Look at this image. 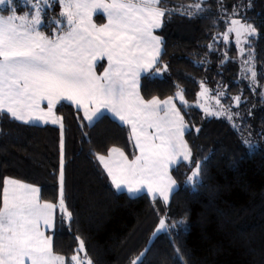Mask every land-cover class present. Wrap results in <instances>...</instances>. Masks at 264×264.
Wrapping results in <instances>:
<instances>
[{
  "label": "trees",
  "instance_id": "trees-1",
  "mask_svg": "<svg viewBox=\"0 0 264 264\" xmlns=\"http://www.w3.org/2000/svg\"><path fill=\"white\" fill-rule=\"evenodd\" d=\"M195 2L168 0L167 6ZM236 5L238 15L233 16ZM13 6L18 14L28 10L17 0ZM9 7H1V12L9 14ZM202 7L204 12L195 17L175 14L164 19L159 30L163 40L157 67L166 65L167 70L164 75H142L141 94L145 99L168 98L175 96L179 85L185 100L193 103L201 82L226 88L227 100L241 97L242 115L249 110V102L253 103L262 147L251 149L244 143V127L239 131L224 119L180 104L190 126L185 137L192 157L191 162L171 169L177 188L164 204L159 198L153 201L147 193L131 196L118 192L96 159L97 153L106 155L113 146L130 158L136 154L126 125L121 126L108 114L90 124L74 105L60 103L57 113L64 123V201L72 219L66 223L56 211L52 232L55 254L66 258L75 254L79 237L93 264H130L141 252L140 264H264V99L260 97L264 91V0H204ZM60 10L56 4L48 16H58ZM233 18L257 29L244 44V51L254 49L256 91L242 73L240 59L244 55L235 34L229 35L228 42L223 40ZM60 139L59 126L26 125L7 115L0 118V206L6 177L38 186L41 201L59 202ZM197 161L201 175L193 190L187 177ZM162 217L167 218L168 225L179 226L151 239Z\"/></svg>",
  "mask_w": 264,
  "mask_h": 264
},
{
  "label": "snow or ice",
  "instance_id": "snow-or-ice-1",
  "mask_svg": "<svg viewBox=\"0 0 264 264\" xmlns=\"http://www.w3.org/2000/svg\"><path fill=\"white\" fill-rule=\"evenodd\" d=\"M28 10L17 14L14 0H0V5H10L8 15L0 14V118L7 115L26 125L43 122L59 124L60 164L59 202H41L40 189L13 178H4L2 206H0V264H93L85 253L84 241L70 257L55 254L51 236L45 233L55 226L54 213L59 208L61 220L72 219L64 201L65 161L64 123L57 116L56 105L69 101L83 111V119L90 124L108 112L121 126H130L129 140L139 154L130 160L118 147H111L107 155L97 153L112 185L118 192L125 189L130 195L146 192L153 201L159 198L167 204L176 187L169 174L171 166L181 160L191 162L192 151L184 139L188 125L181 109L169 96L145 99L140 94L141 73H149L158 63L162 39L154 34L164 19L175 14L195 17L202 12L204 0L190 5L168 7V0H24ZM56 4L58 16L49 17L48 11ZM239 6H233V16ZM102 13L107 22L98 26L94 14ZM41 29H51L50 32ZM257 29L242 19L229 22L223 40L235 34V41L244 55L248 37ZM211 48V45H209ZM107 60L101 74L96 67ZM254 55L250 51L243 61L245 78L253 84L257 71ZM167 70V66H164ZM160 69L157 68L156 72ZM175 99L187 106L184 89L176 86ZM198 97H206L209 89L200 84ZM217 92L215 104H199L208 116L233 118L230 107L224 108ZM237 106L239 95L233 97ZM46 102V106H45ZM235 115H239L236 113ZM235 127V125H233ZM199 131V129H197ZM249 147L250 142L244 141ZM201 175L197 161L187 183L195 190ZM179 224H183L180 221ZM159 220L157 232L178 227ZM42 228L44 230H42ZM80 253H85L81 258ZM179 255V249H177ZM144 252L130 261L140 264ZM183 261V257H180Z\"/></svg>",
  "mask_w": 264,
  "mask_h": 264
},
{
  "label": "rangeland",
  "instance_id": "rangeland-1",
  "mask_svg": "<svg viewBox=\"0 0 264 264\" xmlns=\"http://www.w3.org/2000/svg\"><path fill=\"white\" fill-rule=\"evenodd\" d=\"M15 1V0H14ZM17 2H19V3H23V4H25L24 3V0H17ZM16 4V3H15ZM25 5H27V4H25ZM5 6H7V4H5V5H0V7H5ZM10 6V5H9ZM28 6V5H27ZM56 6V5H55ZM54 6V7H55ZM53 7V8H54ZM18 14V13H17ZM58 14H59V12H58ZM98 16H101V17H98ZM93 22L94 23H96L98 26H100V25H102V24H104V23H106L107 22V19H106V16L105 15H103L102 13H97V14H94V16H93ZM162 25H163V23H162ZM161 28V27H160ZM160 28L159 29H155L154 30V34L155 35H157V36H160L161 37V39L163 40V38H162V36L160 35V32H159V30H160ZM249 38V37H248ZM161 51H162V44H161ZM252 52L253 53V55H254V49H247V51L245 50L244 52V58L243 59H240V63H241V66H242V73H243V75H244V77H245V73H244V71H243V61L247 58V56H248V53L249 52ZM161 55V54H160ZM106 60V59H105ZM105 60H102V61H100L99 63H98V65H97V67H96V72H97V74L99 75V74H101L102 73V71H103V67H107V63H105ZM159 60H160V56H159V59H158V63H159ZM107 61V60H106ZM157 63V64H158ZM157 64L153 67V69H152V71L151 72H149V74H156V75H164L165 73H166V71L164 70V66H162V67H157ZM254 64H255V60H254ZM100 65H103V67H101ZM255 66H256V64H255ZM159 68L160 69V71L159 72H156V69L157 68ZM255 69H256V67H255ZM144 74H148V73H141V77H142V75H144ZM242 75V76H243ZM248 76H249V78H247L248 79V81H247V83L249 84V86L251 87V89H253L254 91H256V86H255V84H253L252 83V81H251V79H250V74H247ZM141 77H140V85H141ZM256 83V82H255ZM205 84V86L209 89V93H208V95L206 96V97H203V98H200V97H198L197 96V99H196V101L195 102H193V103H187V106H194V107H197V108H199V109H201L202 111H203V109L201 108V107H199L198 105L199 104H205L206 102H207V104H209V105H211V107L213 108V110H218V106L215 104V95H216V93L217 92H221V93H224V95H222V96H220L219 97V99H220V102H221V105L224 107V108H229L230 107V109H231V112L233 113V118H232V120L231 121H229L228 119H226V117L225 116H215V117H217V118H221V119H224V120H226V121H228V122H230L231 123V125L233 126V125H235V128L237 129V130H239V131H241L242 130V128L244 127V129L243 130H245L247 133L246 134H244L243 136H244V141H248V142H250L251 143V145H253V147H251V149H259L260 147H262V140H261V133L259 132V127H258V125H257V123H256V120H255V118H254V116H253V108H254V106H253V103H251V102H249L250 104H249V110L247 111V113L245 114V115H242L241 114V109H240V107H239V105L237 106V104H236V102L234 101V99H232L233 97H235V96H231L230 97V99L231 100H227V96H228V91H227V89L226 88H213V87H210L208 84H206V83H204ZM200 91H201V89H200ZM199 91V92H200ZM262 94H260V97L261 98H263L264 99V91H262L261 92ZM140 94H141V91H140ZM142 95V94H141ZM174 97V102L176 103V105H177V107L178 108H180L179 107V105L181 104L180 103V101L178 100V99H175V96H173ZM151 99V98H150ZM159 99H161V100H164V99H167V98H159ZM62 102H67V103H71V102H69V101H61L60 103H62ZM241 102H242V99H241ZM240 102V103H241ZM72 104V103H71ZM74 105V104H73ZM45 106H46V102H45ZM59 106V104H57L56 105V108H55V112H57V107ZM75 106V105H74ZM76 107V106H75ZM77 108V107H76ZM82 111V110H81ZM204 112V111H203ZM82 113H83V111H82ZM104 113H108V112H104ZM236 113H239V115H235ZM181 114L183 115V113L181 112ZM205 114V113H204ZM56 115L57 116H59L57 113H56ZM108 115H110L111 117H112V115L110 114V113H108ZM87 121V120H86ZM95 121V120H94ZM93 121V122H94ZM118 121V120H117ZM184 121H185V119H184ZM88 122V121H87ZM92 122V123H93ZM39 123H43V122H36L35 124H39ZM89 123V122H88ZM121 123V122H120ZM185 123L188 125V128L187 129H189L190 128V126H189V124H188V122L187 121H185ZM56 125V124H55ZM57 125H59V124H57ZM126 127L128 128V132L130 133V126H128V125H126ZM187 129L185 130V132L187 131ZM244 131V132H245ZM184 139H185V141L187 142V139H186V137H185V134H184ZM131 142V146H132V148H133V142L132 141H130ZM188 143V142H187ZM188 146H189V144H188ZM190 148V147H189ZM134 149V148H133ZM135 150V152H136V155H138L139 154V151H138V149H134ZM125 155H127L126 153H125ZM128 156V155H127ZM129 157V156H128ZM133 158V157H132ZM132 158H130L129 157V159L131 160ZM183 160H181L180 161V163L182 162ZM179 164V163H178ZM178 164H176V165H178ZM176 165H173V166H176ZM173 166H171V167H173ZM169 174L172 176V174H171V168H170V170H169ZM172 178L174 179V177L172 176ZM198 179V181H200V178L198 177L197 178ZM175 180V179H174ZM25 183V182H24ZM29 184V183H28ZM189 184V183H188ZM191 185V184H190ZM34 186H36V185H34ZM192 186V185H191ZM36 187H38V186H36ZM39 188V187H38ZM177 188V184H176V187H175V189ZM174 189V190H175ZM125 192H127V190L125 189L124 190ZM128 193V192H127ZM142 193H145V192H142ZM142 193H140V194H142ZM129 194V193H128ZM130 195V194H129ZM136 195H139V194H136ZM136 195H131V196H136ZM170 198H171V195H170ZM170 198H169V200H170ZM42 203L44 202V201H41ZM50 203V202H49ZM168 203H169V201H168ZM167 203V204H168ZM53 204H55V203H53ZM58 204V203H57ZM59 211V213H60V216H62V213L60 212V210H59V208H57L56 210H55V213H54V217H55V223H56V211ZM163 218H165V220H166V224H168V222H167V218L166 217H163ZM66 223H69V221L70 220H68L67 218H65V219H63ZM159 227V224H158V226H157V228ZM188 227V225H187V223H184V225H183V228L184 229H186ZM54 228H55V226H54ZM54 228H52V229H48L47 231H46V235L47 236H51V234H52V232L54 231ZM157 228L155 229V231L152 233V236H151V239H153L156 235H158L159 233H161V232H165V231H160V232H157L156 230H157ZM42 230H44L43 228H42ZM170 230V227L167 229V231H169ZM50 233V235H49V233ZM52 238V237H51ZM78 246H79V243H78ZM85 253H86V251H85ZM85 253H80V256H81V258H83L84 257V255H85Z\"/></svg>",
  "mask_w": 264,
  "mask_h": 264
},
{
  "label": "crops",
  "instance_id": "crops-1",
  "mask_svg": "<svg viewBox=\"0 0 264 264\" xmlns=\"http://www.w3.org/2000/svg\"><path fill=\"white\" fill-rule=\"evenodd\" d=\"M0 14H3L2 12H1V7H0ZM10 14V13H9ZM4 15H8V14H4ZM162 27V26H161ZM105 60V59H104ZM105 63H107V61L105 60ZM61 102V101H60ZM60 102L58 103V104H60ZM73 105V104H72ZM82 112V111H81ZM57 113V112H56ZM58 114V113H57ZM83 114V113H82ZM104 114H108V113H104ZM97 120V119H96ZM95 120V121H96ZM39 124H42V125H44V123H39ZM48 124H51V123H48ZM52 125H54V124H52ZM56 126H59V125H57L56 124ZM60 127V126H59ZM107 155V154H106ZM182 162H188V161H182ZM180 164V163H179ZM178 164V165H179ZM102 166V165H101ZM177 166V165H176ZM176 166H173V167H176ZM173 167H171V169L173 168ZM102 168H103V166H102ZM110 178V177H109ZM111 180V179H110ZM115 188V187H114ZM116 189V188H115ZM146 193V192H145ZM49 233V232H48ZM49 235H50V233H49ZM51 237H52V234H51Z\"/></svg>",
  "mask_w": 264,
  "mask_h": 264
}]
</instances>
